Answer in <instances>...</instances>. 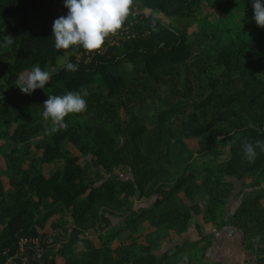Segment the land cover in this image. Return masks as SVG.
I'll use <instances>...</instances> for the list:
<instances>
[{"label":"trees","instance_id":"trees-1","mask_svg":"<svg viewBox=\"0 0 264 264\" xmlns=\"http://www.w3.org/2000/svg\"><path fill=\"white\" fill-rule=\"evenodd\" d=\"M135 1L147 14H132L125 38L89 52L55 48L52 24L67 15L65 0H0V139L10 143L2 153L9 176L8 188L0 179V262L18 253L21 238L24 247L41 241L48 225L64 234L56 255L64 264H182L186 251L200 263L213 234L119 259L109 245L144 222L156 238L185 233L198 216L218 231L233 180L253 177L230 223L244 240L254 232L264 242V152L257 148L248 162L242 151L245 140L264 141V27L251 0ZM211 3L215 12H203ZM8 35L15 42L4 46ZM36 65L52 73L50 82L23 94L16 79ZM82 88L87 110L46 134L47 96ZM159 98L164 107L142 111ZM187 139H198L197 154ZM148 199L99 235L97 247L90 233L109 226L113 210ZM32 255L23 264H39ZM256 261L264 264V248Z\"/></svg>","mask_w":264,"mask_h":264},{"label":"clouds","instance_id":"clouds-1","mask_svg":"<svg viewBox=\"0 0 264 264\" xmlns=\"http://www.w3.org/2000/svg\"><path fill=\"white\" fill-rule=\"evenodd\" d=\"M134 3L135 0H65L67 15L60 16L52 24L55 48L65 51L72 48H82L89 52L100 50L110 36L123 30L127 18L133 14ZM251 3L253 19L259 27H264V3L262 0H251ZM14 42L15 38L11 35L3 38L4 46H10ZM65 66L70 72L78 70V65L71 62L65 61ZM51 76L50 71L42 70L36 65L30 71L21 73L15 86L23 94L31 95L37 89H45ZM88 95V90L82 88L63 95L47 96L42 105V117L45 121H50V127L45 129L46 134L66 129L67 117L85 112ZM257 148L264 152V141L243 142L242 151L248 162H253L257 157ZM187 260V255H184L182 264H187Z\"/></svg>","mask_w":264,"mask_h":264},{"label":"rangeland","instance_id":"rangeland-1","mask_svg":"<svg viewBox=\"0 0 264 264\" xmlns=\"http://www.w3.org/2000/svg\"><path fill=\"white\" fill-rule=\"evenodd\" d=\"M203 12H207V13H214L215 12V8H214V4H210V7L203 5ZM135 13V14H134ZM138 13H146L147 11H145L142 8V5L140 3H138L137 1H135L134 3V7H133V15H136ZM191 24H193V29H198V25L196 23L195 20H190ZM122 32L126 31V28L124 27L123 30H121ZM122 37L117 36V38H115L116 41H120L118 39H121ZM109 43L108 44H112L114 41H110V37L108 38ZM64 60L60 59L57 62V66H61L63 64ZM181 84L178 83L177 87H175L176 89H178V86ZM167 94V91L165 89H162L160 91V95L161 97H164ZM192 96V95H191ZM190 96V97H191ZM165 100L162 98L159 99H154L152 101V103L148 104L147 108L142 109V111H147L150 112V110H153L154 108L156 109H160L162 107H164L166 104L164 103ZM122 115L124 116L125 119L128 118L129 116V112L128 111H122ZM187 143V145L189 146V148L195 153L197 154L198 151V146H199V141L198 139H187L185 141ZM10 146V143L8 141H6L5 139H0V179L3 183V185L8 188V172L6 170V166H5V161L2 157V153L3 151L8 148ZM74 155H78L77 152L73 151ZM224 158L227 157V154L225 153ZM24 167H26L27 162H24ZM51 170V166L49 165H44L43 166V171L46 175H49ZM124 174V173H123ZM264 177V176H263ZM254 178L252 179H247L244 178L241 181H235L233 180V182L235 183V189L233 192V196L232 198H237V197H241V198H245V190L246 189H250L249 185H251V183L254 182ZM263 178L261 177L259 179V181L261 182ZM202 195V192H201ZM237 196V197H235ZM152 202V199H148V200H144L142 202H137L135 200L129 201L127 203V206L125 208H123L122 210H113L112 213H110V215H108V221L110 223L109 226L105 227V229L103 231L100 232V234H97L96 231L91 232L90 235L93 237V240L95 242V244H97V247L99 246L100 240L98 239L99 235H101L102 237L106 236V232L108 231V229L110 228V226H114L116 223L118 222H122L123 217H125L126 215L129 214V211H131L132 209L137 208L139 205H143V206H149L150 203ZM204 204V203H202ZM201 217V216H198ZM53 221V219L51 220ZM51 221L49 223H51ZM192 224L190 225V234H193V232L195 231L194 229H196L193 225V223H198V225L201 223V218H194L192 221ZM149 225L147 222L142 223L141 225L137 226V228H131L130 230H126L124 233H122L121 236H119L117 239H115L114 241H112L109 245L110 250L112 251H116V253L112 254V257L114 259H119L121 256H127V257H132L135 256V253L141 254V249L142 248H149L150 251H156V252H161L163 250H165L166 248H173L172 246L169 245V240H170V235L169 233H160V237L156 238L153 236H147V231ZM197 230V229H196ZM151 231V230H150ZM58 231H52L50 229V226H46L45 229L42 231V240L39 241L38 245H29L26 247H23L24 249V254L29 255L30 253H32L35 257V259L39 262V264H48L49 261L51 260L52 256L55 257V264H64V261L62 260L61 257L56 256L57 255V250L59 249V247L62 244L63 241V236L64 234H62L60 232L59 236H58ZM249 239L246 240V243L244 244V248H245V252L249 253V256H253L254 255V248L253 246L251 247V244L254 243L253 241L257 238V234L254 232H251V234H249ZM177 236V235H176ZM180 236V235H178ZM32 255V256H33ZM43 256L46 257V259H43ZM46 260V262H45ZM18 260L13 261V264H17Z\"/></svg>","mask_w":264,"mask_h":264},{"label":"crops","instance_id":"crops-1","mask_svg":"<svg viewBox=\"0 0 264 264\" xmlns=\"http://www.w3.org/2000/svg\"><path fill=\"white\" fill-rule=\"evenodd\" d=\"M249 191H251V189H246L245 193ZM241 200H243V198L240 196L237 198L233 197L223 206L222 218L224 220V224L220 230L216 231L215 227L211 223L204 224L202 217H196L201 218V223L199 225L198 223H193V226L197 230L194 229L195 231L193 234H190L191 226H189L188 230L180 236L171 234L169 245L172 247L176 244L183 245L200 239L201 235L213 234L214 238L212 245L209 247L200 263L191 259L190 255L186 251V255L188 257L187 264H257V253L259 249L264 248V242L260 241V237L256 235L257 238L253 241L254 243L251 244V247L253 246L254 248V255L249 256V253H246L244 248V244L249 238L244 240L240 230L230 223L231 216Z\"/></svg>","mask_w":264,"mask_h":264},{"label":"built area","instance_id":"built-area-1","mask_svg":"<svg viewBox=\"0 0 264 264\" xmlns=\"http://www.w3.org/2000/svg\"><path fill=\"white\" fill-rule=\"evenodd\" d=\"M125 35H126L125 32L119 31L118 34L110 37V41H114L112 43V44H114L116 41L115 38H117V36L125 38ZM39 240H40V238L33 240L32 244L37 246L39 243ZM26 243H27V240L21 238L19 240V251H18V253H16L14 256L7 257L3 262H0V264H13V261L18 260V259L22 262V264L25 263L26 258L24 257L25 254H24L23 247L26 245Z\"/></svg>","mask_w":264,"mask_h":264}]
</instances>
